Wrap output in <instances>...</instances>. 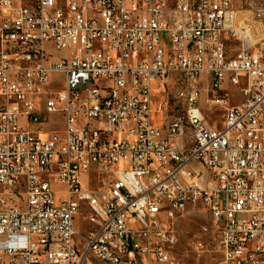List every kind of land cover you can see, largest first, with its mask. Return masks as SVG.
Wrapping results in <instances>:
<instances>
[{
	"label": "built area",
	"instance_id": "2783aa9c",
	"mask_svg": "<svg viewBox=\"0 0 264 264\" xmlns=\"http://www.w3.org/2000/svg\"><path fill=\"white\" fill-rule=\"evenodd\" d=\"M190 206L264 264V0H0V264H179Z\"/></svg>",
	"mask_w": 264,
	"mask_h": 264
},
{
	"label": "rangeland",
	"instance_id": "374dc122",
	"mask_svg": "<svg viewBox=\"0 0 264 264\" xmlns=\"http://www.w3.org/2000/svg\"><path fill=\"white\" fill-rule=\"evenodd\" d=\"M59 55V52L54 56ZM158 83L153 82L152 86L155 87ZM52 89L59 88L60 86L48 84ZM177 90L176 86L168 85L165 90L155 91L152 93L151 101V121L154 125H159L163 120L180 115L182 112L180 104L175 100L174 94ZM237 88H231V103L235 104L241 101V96L237 93ZM202 107L204 108L205 117L209 122H219V111L210 109L204 103V94H202ZM100 176L93 173L89 180L86 178L83 185L87 188H96ZM55 189L61 191L63 188L56 185ZM88 210L84 208L77 219V224L82 231L90 228L86 222ZM208 226V218L205 211L201 206H190L182 211L175 219L174 228L178 237V244L174 250V255L177 257L181 264H217L220 260V254L217 249L216 236L213 230L209 227L206 235L203 232V227ZM203 238L204 250L196 251L194 249V242ZM90 264H103L100 260L93 256L89 257Z\"/></svg>",
	"mask_w": 264,
	"mask_h": 264
},
{
	"label": "bare ground",
	"instance_id": "6f19581e",
	"mask_svg": "<svg viewBox=\"0 0 264 264\" xmlns=\"http://www.w3.org/2000/svg\"><path fill=\"white\" fill-rule=\"evenodd\" d=\"M179 264H181L180 261H179Z\"/></svg>",
	"mask_w": 264,
	"mask_h": 264
}]
</instances>
